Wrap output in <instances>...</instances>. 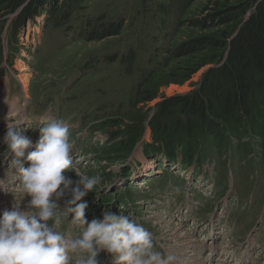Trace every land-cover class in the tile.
<instances>
[{"label": "rangeland", "instance_id": "1", "mask_svg": "<svg viewBox=\"0 0 264 264\" xmlns=\"http://www.w3.org/2000/svg\"><path fill=\"white\" fill-rule=\"evenodd\" d=\"M247 1L197 0L185 9L179 0H85L84 9L73 20L74 28L103 16L106 21L124 20L121 34L87 43L63 29H45L43 19H37L19 37L18 49L10 50L7 31L3 35L0 93L8 89L6 115L9 105L25 107V115L19 114L24 120L20 130L33 146L40 127L62 119L73 144V168L66 174L74 181L79 179L77 172L101 177L96 192L82 201L88 205L89 222L102 219L105 211L128 215L152 233L155 250L175 257L174 264H264V146L255 137L228 134L221 148L211 143L201 146L197 162L182 172L178 163L177 168L159 167L164 159L145 157L140 141L120 162L122 132L127 136L129 128L118 133L111 121L138 109L146 112L162 101L160 97L191 92L189 83L169 85L167 76L173 69L196 66L201 55L172 61L152 80L158 99L149 106H131L141 73L158 69L166 48L198 37H218L223 31L180 27L182 20L201 19ZM14 17H6V29ZM130 52L136 57L131 75L125 63ZM211 67L203 68L191 84L198 83ZM150 116L143 122L147 142L151 141ZM3 120L0 212L16 203L10 190L17 183L4 143L8 120ZM32 150H26L22 158L25 167ZM56 230L68 236L79 231L71 216L62 218ZM97 259L99 264H115L104 252Z\"/></svg>", "mask_w": 264, "mask_h": 264}, {"label": "trees", "instance_id": "2", "mask_svg": "<svg viewBox=\"0 0 264 264\" xmlns=\"http://www.w3.org/2000/svg\"><path fill=\"white\" fill-rule=\"evenodd\" d=\"M185 9L197 0H179ZM85 0H0V57L3 56V35L7 31L10 50L18 49L19 37L28 23L43 19L44 28L63 29L87 43L101 42L119 36L124 20L106 21L103 16L87 20L74 28L73 20L82 11ZM9 15L14 19L9 20ZM180 27L195 30L223 29L218 37L203 36L176 43L165 49L159 68L141 73L131 100L132 108L158 99L152 80L167 70L172 61L202 56L196 66L173 69L167 76L169 85L190 84L191 92L166 98L146 112L135 110L122 119L112 120L121 133L129 134L120 142L123 153L118 161L127 160L128 152L140 141L145 157L164 159L172 168L179 164L183 172L195 159L200 147L211 143L221 148L228 134L255 137L264 146V0H248L221 12H213L201 19L187 18ZM130 52L125 58L127 73L135 62ZM1 62V59H0ZM198 83L194 77L207 67ZM178 70V71H177ZM152 113V114H151ZM150 116V142L143 140V128ZM124 128V129H125ZM121 137V136H119ZM130 154V153H129ZM127 156V157H126ZM177 168V167H174Z\"/></svg>", "mask_w": 264, "mask_h": 264}, {"label": "clouds", "instance_id": "3", "mask_svg": "<svg viewBox=\"0 0 264 264\" xmlns=\"http://www.w3.org/2000/svg\"><path fill=\"white\" fill-rule=\"evenodd\" d=\"M9 106L4 143L17 176L10 190L16 203L0 212V264H99L101 252L115 264H174L175 257L155 250L152 233L128 215L105 211L89 222L82 201L96 192L101 177L77 172L74 181L66 174L73 168L67 124L46 122L33 146L21 133L24 120ZM68 216L79 230L73 236L56 230Z\"/></svg>", "mask_w": 264, "mask_h": 264}, {"label": "bare ground", "instance_id": "4", "mask_svg": "<svg viewBox=\"0 0 264 264\" xmlns=\"http://www.w3.org/2000/svg\"><path fill=\"white\" fill-rule=\"evenodd\" d=\"M26 71V70H23ZM23 86L26 89L27 86L25 84V82L23 81ZM24 89V90H25ZM7 96H8V89L5 88L1 93H0V118L4 119L3 121H7V117L8 115H6L7 112ZM15 111L18 112V114H20L21 112L25 115V107H20L18 105H16V103L13 104L12 107ZM10 111V110H9ZM192 242V241H191ZM189 245V244H188ZM191 245H189L188 247H190ZM184 251H180L179 254L181 255ZM177 253V252H176ZM178 256V255H177Z\"/></svg>", "mask_w": 264, "mask_h": 264}]
</instances>
